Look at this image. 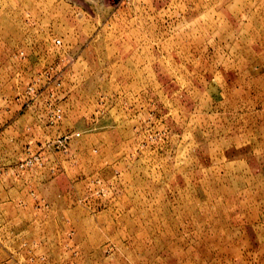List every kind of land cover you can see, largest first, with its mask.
<instances>
[{"label": "rangeland", "instance_id": "rangeland-1", "mask_svg": "<svg viewBox=\"0 0 264 264\" xmlns=\"http://www.w3.org/2000/svg\"><path fill=\"white\" fill-rule=\"evenodd\" d=\"M0 264H264V0H0Z\"/></svg>", "mask_w": 264, "mask_h": 264}, {"label": "built area", "instance_id": "built-area-1", "mask_svg": "<svg viewBox=\"0 0 264 264\" xmlns=\"http://www.w3.org/2000/svg\"><path fill=\"white\" fill-rule=\"evenodd\" d=\"M57 42H59V40H57ZM60 110L61 109L59 107H55L49 116L50 120L59 118L60 117Z\"/></svg>", "mask_w": 264, "mask_h": 264}]
</instances>
